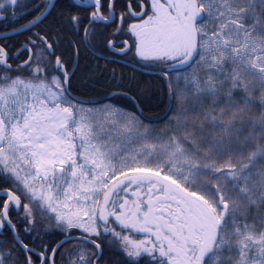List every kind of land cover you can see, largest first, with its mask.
Instances as JSON below:
<instances>
[{
    "label": "snow or ice",
    "instance_id": "snow-or-ice-1",
    "mask_svg": "<svg viewBox=\"0 0 264 264\" xmlns=\"http://www.w3.org/2000/svg\"><path fill=\"white\" fill-rule=\"evenodd\" d=\"M0 264H264V0H0Z\"/></svg>",
    "mask_w": 264,
    "mask_h": 264
},
{
    "label": "trees",
    "instance_id": "trees-1",
    "mask_svg": "<svg viewBox=\"0 0 264 264\" xmlns=\"http://www.w3.org/2000/svg\"><path fill=\"white\" fill-rule=\"evenodd\" d=\"M101 94H103V93H101Z\"/></svg>",
    "mask_w": 264,
    "mask_h": 264
}]
</instances>
